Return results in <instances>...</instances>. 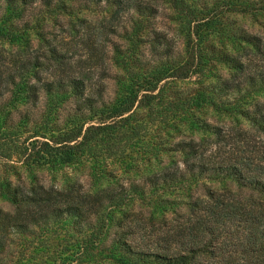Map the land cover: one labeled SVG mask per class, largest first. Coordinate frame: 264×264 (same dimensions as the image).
Here are the masks:
<instances>
[{"label": "trees", "instance_id": "16d2710c", "mask_svg": "<svg viewBox=\"0 0 264 264\" xmlns=\"http://www.w3.org/2000/svg\"><path fill=\"white\" fill-rule=\"evenodd\" d=\"M91 4L110 7L103 26L129 15L130 28H122L125 45L113 49L122 74L111 103L101 98L99 87L64 74L68 68L53 47L44 54L0 57V200L11 206L0 207V264H264V152L256 162L246 154L209 165L192 139L161 142L180 128L215 132L195 114L203 106L264 136L263 39L231 25L222 31L212 22L225 11H264V0H0V39L25 45L29 31L43 27L47 18ZM160 7L168 8L193 59L202 53L195 38L202 26L223 37L226 45L209 51L228 74L211 75L215 83L166 101L164 83L187 78L199 62L175 65L168 58L171 48H158L153 25ZM147 41L145 54L140 45ZM83 43L93 47L89 35ZM25 103H40L38 117L23 113L14 120L12 110ZM140 107L148 122H156L146 141L135 119ZM61 110L66 111L60 126L55 121ZM133 147L130 156L125 150ZM163 153L181 155L185 173L171 160L138 181L94 191L76 181L45 186L36 175L88 161L89 181L96 184L107 175L99 165L103 157L135 169L133 162L150 163ZM201 176L230 178L250 192L194 199L183 222L162 227L152 213L135 210L158 190ZM164 201L152 205L163 209Z\"/></svg>", "mask_w": 264, "mask_h": 264}, {"label": "rangeland", "instance_id": "374dc122", "mask_svg": "<svg viewBox=\"0 0 264 264\" xmlns=\"http://www.w3.org/2000/svg\"><path fill=\"white\" fill-rule=\"evenodd\" d=\"M109 9L110 7L105 4H91L85 8H73L70 14L53 15V17L45 20L43 27L38 26L34 31H29L25 45L9 44L0 39V57L7 60L13 56L22 58L28 55L29 52L33 55L44 54L49 47H53L60 54L63 63L68 68L65 69L64 74L80 76L90 88L99 87L101 98L111 103L118 92L117 77L122 74L120 68L113 63V49L116 45H120L121 48L125 45L126 41L122 28L129 29L130 20L128 13L125 12L119 21L103 26L109 15ZM158 11L159 13L153 25L159 31L158 48L162 49L165 46L171 48L172 51L169 53L168 58L175 62V65L182 64L185 60L188 64L191 60L193 63L195 61L199 62L195 73L187 78L183 80L168 79L164 83L162 95L166 101L174 98V96L186 97L210 83H215L214 77L211 75L219 73L221 76H225L228 74L229 70L214 61L212 53L209 51L224 47L226 44L224 39L222 40L223 37L220 35L212 36L211 30H206L204 28L206 26H202L201 31L195 35L196 42H200V52L202 53L193 59V52L190 50L191 45L187 44L182 35L174 29V22L169 19L168 8L160 7ZM76 18H82L83 20L77 21ZM212 22L219 30L223 31L231 25L235 29H241L262 37L264 42V11L262 10L225 11L221 13L217 21ZM222 31H219V34H222ZM88 35L93 47H88L86 43H83L87 40ZM148 44L147 41L140 45V48H145V54H147ZM146 57L148 58L147 55ZM49 70L44 71L42 74H46ZM224 98V96L219 98V102H223ZM39 105L40 103L36 105L28 103L17 105V111L16 109L12 110L11 117L16 120L20 114L26 113L28 116L37 118L40 113ZM136 110L139 113L136 114L135 119L141 121L140 138L146 141L149 137L148 133L153 134L152 128H154L156 122L150 123L146 120L143 108L140 107ZM65 111L61 110L58 113L59 118L56 119V124L60 126L63 124ZM195 114L211 128H214L215 132L190 131L187 128H180L178 132L172 131L167 135L165 134L161 142L192 139L199 144L197 148L200 160L209 165L246 154L252 155L256 162L257 154L264 152V136L246 122L236 121L230 116L218 113L217 110L209 106H203ZM136 149V147H133V149H126L125 152L130 156H134ZM171 160L178 166L181 173H185L181 155L163 153L150 163L139 162V160L133 162L136 166L135 169H125L117 158L103 157L99 165L107 172V175L102 179L100 178L96 184H91L89 181L87 175L88 161H83L75 166L64 167L56 172L38 170L36 175L37 180L45 186L50 184L60 186L66 181H76L82 185L84 190L94 191L112 182L126 184L130 181H138L140 177L148 172L163 168ZM249 192L250 190L238 186L230 178L201 176L195 181L185 180L167 190H158L150 198L149 204L143 202L134 207L135 210L142 208L145 216L152 213V216L156 218V221H154L156 225L162 227L171 223L183 222L186 219L189 204L194 199H208L211 193L229 196L234 193L248 194ZM162 199L165 200L162 204L166 203L165 209L153 207V200L159 202ZM0 207L4 210L11 209V206L2 200H0Z\"/></svg>", "mask_w": 264, "mask_h": 264}]
</instances>
